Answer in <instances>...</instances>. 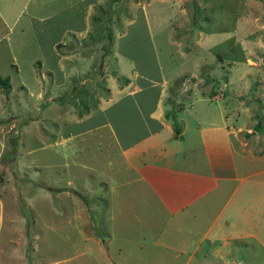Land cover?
<instances>
[{
	"label": "rangeland",
	"instance_id": "obj_1",
	"mask_svg": "<svg viewBox=\"0 0 264 264\" xmlns=\"http://www.w3.org/2000/svg\"><path fill=\"white\" fill-rule=\"evenodd\" d=\"M64 1L0 0V264H202L200 250H195L191 258L187 253L206 227L210 218L207 210L215 211L216 205L205 204L203 216L194 214V204L172 209L171 213L143 204L138 210L125 209L111 217L112 207L108 205L107 209L108 197L97 188L93 172L73 169L69 157L67 166H58L62 151L56 140L68 129L64 124L69 117L65 111L68 101L63 100L59 106L57 99L50 103L45 100L42 90L48 88V78L44 66L52 62L49 48L60 36L63 24L79 28L86 16L79 36L68 44H53V50L64 54L65 59L76 52L74 55L78 53L76 58L82 62L81 53H85L88 43L96 41L105 48L111 42L106 33L120 31L123 20L131 18L140 5L149 20V36L137 17L127 25L124 36L119 39L115 34L117 46L131 52L135 47L147 49L139 55L149 58L147 51L152 42L157 49L172 51L175 44L187 49L194 45V38H200L210 52L231 60L228 64L235 62L243 50L252 52L264 79V0H95L88 8L84 1ZM200 29L205 31V39ZM58 53L53 56L55 62L60 58ZM172 56L180 62L181 58ZM186 62L182 64L188 65L190 59ZM173 64L168 62L167 69ZM93 65L99 67L98 63ZM198 72L195 69L192 74ZM185 76H176L173 85ZM199 81L203 85V79ZM262 84L261 89L255 85L248 90L253 110L256 107L252 117H246V112L238 116L239 123L246 122L255 134L245 135L247 145L239 148L237 156L245 161L243 169L256 171L254 177L263 180V185L250 189L252 197L228 217L237 227L230 221L216 231V236L222 230L238 232L239 238L218 239L206 246L210 248L205 257L208 264H264V153L255 158L248 152L264 149ZM201 88L206 91L208 86ZM58 93L56 89L55 97ZM13 135H18L17 148L10 158L4 152ZM93 141L92 137L88 142L93 148L90 159L97 150ZM67 179L70 182L65 184ZM195 224L196 229L183 237L186 227ZM171 236L173 239H169ZM162 242L174 244L169 247L176 253L171 259L163 257L165 248L158 245ZM206 243L202 241L201 247L205 248Z\"/></svg>",
	"mask_w": 264,
	"mask_h": 264
},
{
	"label": "crops",
	"instance_id": "obj_2",
	"mask_svg": "<svg viewBox=\"0 0 264 264\" xmlns=\"http://www.w3.org/2000/svg\"><path fill=\"white\" fill-rule=\"evenodd\" d=\"M78 1H84L87 7L95 0ZM64 2L76 4V0ZM137 17L141 18L149 36V20L139 5L131 18L123 20L120 31L109 32L111 42L105 48H100L101 44L96 41L88 43L85 53H81L82 62L76 58L78 53L74 55L76 52L72 58L65 59L64 54L53 50V44L56 41L68 44L79 36L84 31L86 16L79 28L63 24L60 36L51 43L52 62L44 66L48 88L42 93L48 103L57 99L59 106L67 99L65 111L69 116L64 120L67 131L60 133L56 140L62 151L58 166H67L69 157L75 166L73 169L80 167L93 172L97 188L103 189L110 199L107 198V209L108 205L112 207L111 217L125 209L138 210L143 204L149 209H167L169 213L194 204V214L203 216L205 204L216 205L215 211L207 210L210 218L206 227L187 253L191 258L195 250H200V261L208 264L205 257L210 248L206 246L218 239L222 242L239 238L238 232L222 230L216 236V231L230 221L234 224L228 217L239 212L242 203L252 197L250 189L263 185V180L254 177L256 171L243 169L245 161L237 155L239 148L247 145L245 135L255 134L246 122L239 123L238 116L246 112V117H252L256 107L253 110L248 90L255 85L259 89L264 79L260 77L261 69L255 64L252 52L243 50L235 62L228 64L225 56L210 52L200 38L193 39V36L195 43L187 49L175 44L172 51H162L152 42L147 51L149 58L139 55L147 49L135 47L131 52L117 46L115 34L119 39L124 36L127 25ZM199 32L205 39V31ZM55 52L60 56L56 62ZM172 54L181 58L179 63ZM188 59L190 62L186 65ZM184 60L186 64H182ZM150 61L152 66L146 68ZM171 61L174 64L167 69ZM94 63L99 67L95 68ZM195 69H199L198 74H192ZM180 74L187 77L173 85V79ZM200 78L203 85L199 84ZM202 86L208 89L204 91ZM56 89L59 93L55 97ZM169 113L177 121V132L173 130ZM92 137L97 150L90 159L93 148L88 142ZM248 150L255 158L264 153V149ZM69 182L67 179L65 184ZM234 225L237 227V223ZM196 227L197 224L186 227L188 231L182 236L190 235V229ZM204 240H207L205 248L201 247ZM158 245L165 248L162 254L166 259L176 255L169 248L174 245L172 242ZM109 258L112 260L111 255Z\"/></svg>",
	"mask_w": 264,
	"mask_h": 264
},
{
	"label": "water",
	"instance_id": "obj_3",
	"mask_svg": "<svg viewBox=\"0 0 264 264\" xmlns=\"http://www.w3.org/2000/svg\"><path fill=\"white\" fill-rule=\"evenodd\" d=\"M18 135L10 136L8 139L9 149L4 152L7 157L13 158L16 153Z\"/></svg>",
	"mask_w": 264,
	"mask_h": 264
},
{
	"label": "trees",
	"instance_id": "obj_4",
	"mask_svg": "<svg viewBox=\"0 0 264 264\" xmlns=\"http://www.w3.org/2000/svg\"><path fill=\"white\" fill-rule=\"evenodd\" d=\"M106 34H108L109 35V33H106ZM4 80H7L6 78H4ZM3 79H2V81H4ZM7 83V82H6ZM172 118V125H173V130L175 131V132H177L178 130H179V127H178V124H177V121H176V119H175V117L174 116H172L171 117Z\"/></svg>",
	"mask_w": 264,
	"mask_h": 264
}]
</instances>
